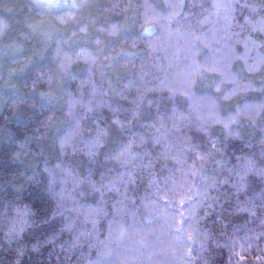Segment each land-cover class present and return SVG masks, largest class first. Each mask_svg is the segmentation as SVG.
<instances>
[{"label": "clouds", "instance_id": "obj_1", "mask_svg": "<svg viewBox=\"0 0 264 264\" xmlns=\"http://www.w3.org/2000/svg\"><path fill=\"white\" fill-rule=\"evenodd\" d=\"M0 264H264V0H0Z\"/></svg>", "mask_w": 264, "mask_h": 264}, {"label": "trees", "instance_id": "obj_2", "mask_svg": "<svg viewBox=\"0 0 264 264\" xmlns=\"http://www.w3.org/2000/svg\"><path fill=\"white\" fill-rule=\"evenodd\" d=\"M241 51H242V49H241Z\"/></svg>", "mask_w": 264, "mask_h": 264}]
</instances>
